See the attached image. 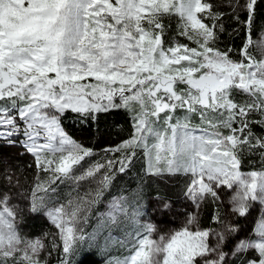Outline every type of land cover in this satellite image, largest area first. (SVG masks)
<instances>
[{"label":"snow or ice","instance_id":"obj_1","mask_svg":"<svg viewBox=\"0 0 264 264\" xmlns=\"http://www.w3.org/2000/svg\"><path fill=\"white\" fill-rule=\"evenodd\" d=\"M257 3L245 0L244 19L234 16L245 36L236 60L231 48L217 46L223 15L202 0H0V140L19 141L49 174L30 204L57 228L51 247L59 249L60 264H72L85 239L77 227L80 213L100 202L138 151L151 174L190 176L186 195L197 205L217 200L222 187L234 190L237 215L248 214L254 202L264 205V170L241 171L245 153L264 156V136L253 131L264 127V59L249 52ZM173 15L177 36L189 43L166 41L163 19ZM119 108L132 112V137L108 150L118 159L85 168L94 153L68 134L63 118L72 113L90 120ZM102 171L94 193L48 207L53 185L78 190ZM8 199L0 196V264H46L40 260L46 245L20 234ZM120 214L127 209L114 200L108 217L115 222ZM139 227L130 255L116 264H228L229 256L248 251L257 258L247 264H264V220L256 240L241 239L231 252L223 249L238 229L228 223L215 233L185 226L158 239L153 224Z\"/></svg>","mask_w":264,"mask_h":264},{"label":"trees","instance_id":"obj_2","mask_svg":"<svg viewBox=\"0 0 264 264\" xmlns=\"http://www.w3.org/2000/svg\"><path fill=\"white\" fill-rule=\"evenodd\" d=\"M202 2L211 3L212 11L223 15L221 22L224 31L217 46L221 49L231 48L233 58L241 59L239 50L245 39L244 29L235 21L234 16L238 15L241 20L244 19L245 0H202ZM254 19L252 31L254 43L249 48V52L256 59H261L264 57V0H258ZM205 22L211 23L209 20ZM163 23L167 26L166 41L179 39L181 43H189L186 39L177 36L178 17L174 15L165 17ZM190 46L195 45L190 44ZM237 99L241 97L238 95ZM62 126L74 140L93 151L94 155L87 158L85 168L93 163H105L108 158L117 157L119 153L108 150L120 146L133 135L132 112L125 108L100 113L90 120L68 113L62 120ZM253 131L259 136H264V127L253 126ZM20 140H23V137H20ZM241 170H264V156L258 151L245 153L242 156ZM102 175L103 171L98 173L95 179L82 182L78 190H74L75 186L68 183L53 185L57 191L56 195L51 196L46 202L48 207L67 204L70 199H75L86 192L94 193ZM48 178L49 174L38 168L34 155L27 152L23 144L18 141L13 146L3 140L0 141V196L6 195L10 199H15V213L19 220L21 235L26 238L44 237L47 241L46 247L51 255L47 257L43 255L40 260L46 261V264H60L62 256L59 249L51 247L54 238L51 237L53 231L50 219L46 211H31L30 204L34 191L37 195L42 194L36 189L37 183L45 182ZM190 180V176L182 173L162 175L149 173L144 154L137 152L131 168L124 173H116L112 185L104 192L100 202L80 213L77 227L82 230L85 239L71 257L72 264H116L117 261L130 255L129 249L135 242L137 233L143 231L139 225L146 224L144 220L146 218L150 221L158 220L161 217L158 211L160 206L166 203L171 205L184 199ZM117 197L127 209V214L117 215L113 222L106 213V204ZM137 212L139 214L134 216ZM225 212V200L220 193L217 200L207 197L200 203L198 225L204 229L217 230L225 219ZM217 215L220 218L219 222L215 219ZM247 216V214L236 215L233 226L244 223ZM237 236L236 232L229 237L223 249L225 252L234 248ZM56 242L60 243L58 239ZM256 258L255 251H248L243 255H236L235 259L247 264L249 260Z\"/></svg>","mask_w":264,"mask_h":264},{"label":"rangeland","instance_id":"obj_3","mask_svg":"<svg viewBox=\"0 0 264 264\" xmlns=\"http://www.w3.org/2000/svg\"><path fill=\"white\" fill-rule=\"evenodd\" d=\"M261 59H264L261 58ZM257 60H260L257 58ZM193 124L199 126L200 125V121L198 117L193 118ZM24 139V138H23ZM2 141V140H0ZM40 143H43L44 141L41 139L39 141ZM14 146V145H13ZM15 150V149H14ZM13 150V152H15ZM139 152V151H138ZM120 156V154L117 157L114 158H108V160H115L118 159ZM146 166H147V160H146ZM242 171V170H241ZM242 172H250V171H242ZM9 179V178H8ZM10 180V179H9ZM219 193L221 194V196L223 197V199L225 200V204H226V212H225V219L222 222L221 226H219L220 228L217 230H211V229H204L201 228L198 225V212H199V207H200V203L199 205H197L196 202H194L188 195H186V197L178 202H175L173 204H167V208L163 206H160L158 208V211L160 212V218L156 221H150L147 218L144 219L146 224L151 223L155 226L156 231L152 234V238L153 239H158V237L160 235H169L177 230L182 229L185 226H188L190 228V230L195 231L197 229L200 230H210L211 232L215 233V232H219L222 231L224 228V224L228 223L230 225H233V220L236 217V213H234L232 211V205L230 203V198L232 195H234V190H229L226 187H222L219 189ZM12 196V195H11ZM8 207L11 208L14 212L16 211L15 209V199H10V197H8ZM158 198V197H156ZM152 198H150L151 200ZM114 200H118V197L115 199H112L110 202L108 201L106 204V213L108 215L109 211L112 210V204ZM158 203V202H156ZM247 218L245 219L244 223H242L241 225H234L238 231V236H237V240L236 243L241 240V239H248V240H256L258 238V228H259V224L261 220H264V205H262L260 202H254L251 205V210L250 212L247 214ZM194 216L195 217V221L192 224H189V218ZM109 218V217H108ZM138 220V219H137ZM137 220L135 221V223L137 224ZM16 221L18 222V217L16 214ZM50 221V220H49ZM51 226H52V238H57L58 236V230L57 228L52 224V222L50 221ZM18 229L20 234L21 230H20V224L18 222ZM23 236V235H22ZM39 238L41 240H43L44 244L47 246V241L45 240V238H41V237H36ZM29 239H34V238H29ZM209 243L210 244H215L216 240H215V236L211 235L209 237ZM49 245V243H48ZM236 245V244H235ZM226 252H231V250L226 251ZM50 251L47 250V247L45 248L44 251L41 252L40 257L45 255L46 257L49 256ZM127 257V256H125ZM236 256H229L228 257V264H242V262H238L239 260L235 259ZM124 258H122L123 260Z\"/></svg>","mask_w":264,"mask_h":264}]
</instances>
